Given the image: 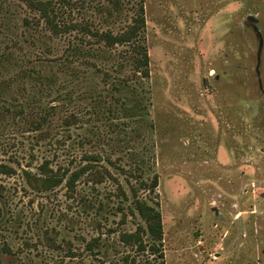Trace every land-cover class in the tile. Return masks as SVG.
Masks as SVG:
<instances>
[{"label":"rangeland","instance_id":"rangeland-1","mask_svg":"<svg viewBox=\"0 0 264 264\" xmlns=\"http://www.w3.org/2000/svg\"><path fill=\"white\" fill-rule=\"evenodd\" d=\"M70 1L67 21L115 34L142 5L151 76L136 77L126 47L91 38L89 59L130 87L108 91L79 61V77L65 75L69 35H53L27 2L0 0V164L14 170L0 176V264L137 255L119 239L141 222L132 187L162 214L165 264H264V0ZM126 100L138 107L130 128L120 124ZM45 109L48 124L36 130ZM109 109L121 113L111 121ZM85 154L111 176L85 175L75 193L38 192L26 180L46 160L76 169ZM155 176L154 192L141 187ZM96 238L98 256L87 248Z\"/></svg>","mask_w":264,"mask_h":264},{"label":"trees","instance_id":"trees-1","mask_svg":"<svg viewBox=\"0 0 264 264\" xmlns=\"http://www.w3.org/2000/svg\"><path fill=\"white\" fill-rule=\"evenodd\" d=\"M27 2L29 7L39 13L42 21L45 22L46 28L52 32L55 36H67L70 37L69 46L67 47L66 54L63 55L60 61L61 71L65 75H73L77 79L79 77L78 69L75 67L76 61L83 63V66L95 67V70H89L88 73L97 77H101L106 88L114 90L116 92H122L124 89L130 87L128 80H120L114 78L109 70L104 67L98 66L91 61V56L94 55L91 47L87 48L84 44L86 38H91L95 43H100L106 49H116L118 46L126 47V53L131 58L133 71L139 80L149 79L150 73V56L145 39L143 37L144 30L146 28V17L145 8L141 5L140 13L133 19L132 24L120 33L115 34L112 31H98L94 30L91 25L86 23H78L74 21H67L65 10L72 7V1L70 0H23ZM65 18V19H64ZM73 38V39H72ZM89 42V41H88ZM57 62V61H56ZM32 74V71H29ZM52 77V76H51ZM46 76L42 80H51L53 78ZM106 90V89H105ZM104 90V91H105ZM112 93V92H111ZM71 98V95H68ZM114 98L115 95H114ZM102 103V102H101ZM56 106H51L50 109H56ZM138 107L130 106L128 101L122 102V110L126 127L133 125L136 117L135 110ZM121 113V109L116 111H108L109 120H114L116 113ZM20 113H23L22 111ZM46 113V114H45ZM41 114L38 119H34L36 130H41L43 126H46L49 121L48 112L45 109L44 113ZM111 114V115H110ZM78 117L73 115L67 118L65 126L73 128L77 125ZM119 123L114 124L117 127H122ZM83 164L76 168H57L52 167V163L49 160L44 161L40 166V178L32 179L29 172L25 171L26 180L31 184L33 190L38 192H48L55 188L65 185L70 192H74L77 189L78 183L85 175L96 173L94 178L96 183H102L106 179V175L111 176L107 168H104V172L99 169V163L102 162V158L98 155L85 154L82 157ZM110 164H112L110 162ZM113 165V164H112ZM14 170L11 167L0 164V176L1 175H12ZM106 174V175H105ZM118 182V181H117ZM141 187L150 189L152 192L159 186V176H155L154 180L148 184L144 181L140 183ZM133 201L130 211L133 216L139 217L141 222L138 224L134 232H124L120 234V242L127 247L135 250V256L127 255L123 257L121 262H115L112 264H165L164 254V224L163 217L160 210L148 202L147 200L141 199L138 196V189L135 187L131 188ZM121 195L128 199L124 189L120 188ZM122 210V208H120ZM2 217V210L0 208V219ZM100 241V238L93 239L88 244L89 251L96 255L95 245ZM5 250H9L5 247ZM141 257V259H140Z\"/></svg>","mask_w":264,"mask_h":264},{"label":"flooded vegetation","instance_id":"flooded-vegetation-1","mask_svg":"<svg viewBox=\"0 0 264 264\" xmlns=\"http://www.w3.org/2000/svg\"><path fill=\"white\" fill-rule=\"evenodd\" d=\"M92 240H93V239H92ZM92 240H91V241H92ZM101 240H102V239H100V241L95 245V250H96L97 245L101 242ZM91 241H90V242H91ZM90 242H89V243H90ZM87 248H88V245H87ZM9 251H10V250H9ZM9 251L7 250L6 252H9ZM9 253H11V252H9ZM95 253H96V251H95ZM93 255H94V254H93ZM97 256H98V254H97ZM118 262H121V260L119 259ZM107 263H108V264H112V263H115V262H114V261H112L111 263H110V262H106V263H104V264H107Z\"/></svg>","mask_w":264,"mask_h":264}]
</instances>
